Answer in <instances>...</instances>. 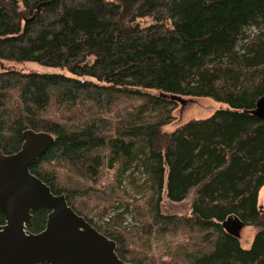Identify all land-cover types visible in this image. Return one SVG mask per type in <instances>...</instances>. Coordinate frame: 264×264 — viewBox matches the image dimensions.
Listing matches in <instances>:
<instances>
[{
	"label": "trees",
	"instance_id": "obj_1",
	"mask_svg": "<svg viewBox=\"0 0 264 264\" xmlns=\"http://www.w3.org/2000/svg\"><path fill=\"white\" fill-rule=\"evenodd\" d=\"M0 60L60 70L0 65V149L18 152L26 130L52 134L31 171L123 260L153 264V236L187 231L164 264H264V120L251 113L264 96V0H0ZM162 93L227 107L165 132L179 102ZM56 166L86 182L63 183ZM191 193V216L162 212L164 197ZM132 203L141 226L128 232L117 222ZM230 216L257 229L249 248L222 227Z\"/></svg>",
	"mask_w": 264,
	"mask_h": 264
},
{
	"label": "water",
	"instance_id": "obj_2",
	"mask_svg": "<svg viewBox=\"0 0 264 264\" xmlns=\"http://www.w3.org/2000/svg\"><path fill=\"white\" fill-rule=\"evenodd\" d=\"M128 90L148 91L125 87ZM182 106L191 99L161 94ZM251 113L264 120V96ZM23 145L13 154L0 149V211L5 224L0 229V264H137L123 260L117 243L101 233L69 205L64 194H56L31 171L54 144L48 132L26 130ZM50 210L46 227L39 233L27 231L35 211ZM197 220L201 221L197 216ZM225 231L238 238L246 228L239 217L222 222Z\"/></svg>",
	"mask_w": 264,
	"mask_h": 264
},
{
	"label": "rangeland",
	"instance_id": "obj_3",
	"mask_svg": "<svg viewBox=\"0 0 264 264\" xmlns=\"http://www.w3.org/2000/svg\"><path fill=\"white\" fill-rule=\"evenodd\" d=\"M149 20L143 21V23H147ZM255 30L252 28L248 33L253 34ZM1 67L10 66L15 67L19 70H25V71H38V72H60V70H56L54 68H49L42 66L37 63L33 62H23V63H17V62H11V61H4L2 62L0 60ZM188 99H191V101L186 104L185 106H182L180 103L178 104V107L175 108L173 111V117L174 120L171 124L166 125L163 129L165 132H172L175 129H177L182 124L192 120V119H203L210 117L215 111L221 108H226L227 106L223 103L216 102L215 100L211 98H205V97H190ZM64 166V165H62ZM57 171L59 173V176L61 178V181L63 183H76L77 181L86 182L84 179H79V177H76L72 174L68 168H61L59 166H56ZM114 179V172L113 171H106L104 176L99 179L98 184H105L108 181H112ZM83 184V183H81ZM130 191V190H129ZM133 194V192H130ZM128 197V196H127ZM194 199V193H191L184 201L176 203L172 202L166 197H164V200L161 204L162 212L165 215H176L179 217H189L192 215V203ZM131 198H127L126 201L132 202ZM78 202V201H77ZM119 203V202H117ZM132 206L129 208V212L124 215V217L117 222L118 227L125 228L129 232L131 230L136 229L137 227L141 226V219L139 218L138 212L135 211L133 203ZM259 206L260 208L264 207V186L262 187L260 191V197H259ZM95 221H98V219H95ZM257 229L253 226H246L242 233V244L244 247L249 248L251 246V243L253 241L254 235L256 233ZM191 235H195L194 233H190L187 231H181L178 234L174 235L173 233L168 234L166 237H160V236H153L154 238L150 240L149 246H147V250L143 251L145 253V256L147 258V262H151L153 264H164L166 262H169L171 259L172 251L169 248L174 249L176 246H179L182 243L187 242V240L190 238ZM199 235V233H196V237ZM200 236V235H199ZM148 247L149 250H148ZM135 263V262H132Z\"/></svg>",
	"mask_w": 264,
	"mask_h": 264
}]
</instances>
